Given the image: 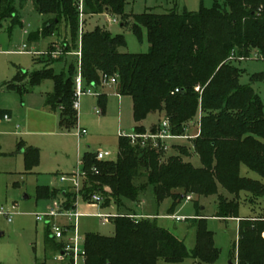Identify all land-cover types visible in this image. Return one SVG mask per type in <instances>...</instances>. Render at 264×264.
I'll use <instances>...</instances> for the list:
<instances>
[{
    "label": "trees",
    "instance_id": "obj_1",
    "mask_svg": "<svg viewBox=\"0 0 264 264\" xmlns=\"http://www.w3.org/2000/svg\"><path fill=\"white\" fill-rule=\"evenodd\" d=\"M78 1L17 0V8L31 2L40 17H50L36 38L51 36L64 22L73 45L66 52L72 53L80 47L77 64L83 86L97 88L103 75L118 76V94L132 100L135 122L132 133L147 132L141 123L150 113L163 112L170 133L176 137L184 136L189 126L196 123L199 134L191 143L200 161L197 168L180 156H169L161 162L173 145L164 152L148 143L144 147L133 145L121 136L116 161L100 162L96 155L85 154L82 169L86 176L82 184L87 188L81 192L100 194L104 197L103 207L112 200L117 209V217L113 218L115 237L95 234L85 237V264H157L159 260L176 264L189 258L213 263L217 259L212 235L205 227L206 219L198 211L190 220L198 228L197 244L194 250L188 251L182 241L156 225L157 215L138 214L126 207L125 202L136 203L147 190L151 191L156 206L169 203L170 216L188 196H215V218L239 219L233 260L236 259V264H264V217L239 218L237 215L242 192L249 194L253 203L264 196V185L240 175V167L245 166L264 180L263 104L252 87L240 85L241 69L234 64L251 58L264 60V0H222L210 9L201 8L197 12L147 11L139 15L126 13L127 0H83L84 15L117 17L122 27H129L138 40L144 34L148 50L137 54L121 52L126 48L124 36L113 35L103 28L85 33L82 30L79 40ZM13 2L0 0V19L13 17L12 24H17ZM129 19L133 21L131 24L127 23ZM53 53L47 52L46 60L36 59L44 64L42 70L30 75L19 70L15 83L5 88L22 94L16 83L25 77L31 86L51 80L53 92L46 96L44 105L53 111L60 110L59 126L69 130L77 123V113L72 107L75 64L66 63V59L67 71L55 73L50 65L60 58L52 60ZM258 78L261 77L256 75L253 80ZM98 98L105 104V96ZM8 113L0 110V118ZM151 129L154 132L156 127ZM24 154L30 169L31 159L36 161L37 152L27 148ZM139 179L144 182H136ZM219 189L232 198L219 194ZM37 196L51 200L62 196L65 210L72 208L76 201L75 193L66 190L39 188ZM130 216L144 217L134 220ZM61 248L48 231L46 253L53 255ZM50 261L45 259L37 264Z\"/></svg>",
    "mask_w": 264,
    "mask_h": 264
},
{
    "label": "rangeland",
    "instance_id": "obj_2",
    "mask_svg": "<svg viewBox=\"0 0 264 264\" xmlns=\"http://www.w3.org/2000/svg\"><path fill=\"white\" fill-rule=\"evenodd\" d=\"M216 2L222 3V0H127L125 11L134 15L147 11L156 14L171 11L197 12L201 8L210 9ZM13 4L17 9L16 19L19 20L17 24H12L13 17L0 19V81H6L8 78L6 73L11 70L15 71V75L18 69L30 75L44 68L43 63L36 61L37 56L20 52L30 49L38 52L46 51L40 55L43 60H46L47 52L54 51L52 60L60 58L50 65L55 73L67 71L64 61L67 59L66 63L75 64L77 76L80 73L77 64L80 57L76 54L79 53L80 47L77 46V50L74 49L72 53L66 52L67 48H72L73 45L70 44V35L64 22L62 21L53 30L51 36L43 38L41 35L42 38H36L39 44H35L32 41L33 35L42 32L45 22L50 17H40L34 11L31 2L19 9L17 0H14ZM113 19L118 23H109V20ZM132 22V19H129L127 23ZM121 24L119 18L106 14L84 15L81 28L84 33L103 28L113 35L121 34L126 41V48L121 49V52L146 53L148 44L145 35L143 34L142 39L138 40L129 27L122 28ZM23 46L26 48L23 49ZM2 51H11V54ZM234 64L241 69L240 85L252 87L259 94L264 112V60L251 58ZM256 75L261 78L253 80ZM15 78H10L9 82H13ZM17 86L22 94L0 93V108L11 110L13 116L9 123L0 122V208L14 212L11 222L0 216V264H37L52 257V254L48 255L45 250V237L48 231L51 233L52 228L45 220L37 222L36 216L47 215L54 203L62 202V196L52 200L39 198L38 189L72 192L67 189V182H61V178L67 179L77 169L82 170L85 154L96 155L98 152H107L110 154L107 161H116L118 137L131 135L135 122L132 117V100L129 96L119 98L109 91L83 86L84 91L89 89L93 95L85 94L80 97L76 125L69 130H62L59 126L60 110L53 111L44 105L46 95L53 91L54 85L51 80H43L38 85L31 86L28 77H25ZM99 94L108 95L105 104L100 102ZM96 110H101L103 113L96 116L94 114ZM163 118V112L150 113L142 125L149 130L154 126L157 127ZM80 129H84L86 134L79 138L76 132ZM197 130L194 123L189 126L187 135L195 136ZM17 140L23 146L21 149L16 145ZM191 142L192 140L172 141L174 148L166 157L161 158V162H165L169 156H180L184 162L191 163L196 168L200 167L199 158L194 153ZM23 148H31L37 152L36 161L31 159L30 169H27L28 159ZM240 175L264 185V180L245 166L240 167ZM141 181L144 182L143 179L136 182ZM80 186L81 190L87 188L84 183ZM105 191L108 192V189ZM105 191L102 193L105 194ZM86 193L79 192L80 199L76 206V211L80 214L76 222L77 234L81 240L80 247L89 234L108 238L116 235L113 218L106 223H102L98 218L99 215H117L114 201L110 200L109 205L103 207L101 204L89 202L91 195ZM219 194L228 199L232 198L222 189H219ZM191 198L189 202L183 201L174 212L184 218L180 222L169 218L168 202L159 207L154 204L150 190L142 194L136 203L125 202V205L128 209H135L138 214L157 215L156 225L182 241L188 251L194 250L197 244L198 228L190 220L198 211L206 219L205 227L212 235L217 259L213 263H207L189 258L176 264H236V259L233 260L235 257L233 246L238 241V221L214 217L217 210L215 196L203 198L191 195ZM250 198L245 192L240 194L238 217H264V196L258 197L254 203ZM54 223L60 228L66 221L58 217ZM157 264L167 263L159 260Z\"/></svg>",
    "mask_w": 264,
    "mask_h": 264
},
{
    "label": "built area",
    "instance_id": "obj_3",
    "mask_svg": "<svg viewBox=\"0 0 264 264\" xmlns=\"http://www.w3.org/2000/svg\"><path fill=\"white\" fill-rule=\"evenodd\" d=\"M78 11H79V40L81 37V24L84 17L83 14V0L78 1ZM109 23H117L115 19L109 20ZM77 56L80 57V51ZM118 76H106L103 75L100 78V86H117ZM74 96H73V110L77 112V110L80 107V97L83 95H93L91 90H83V81L81 74L79 73L74 78ZM178 90H175V93H177ZM173 94V93H172ZM95 113L97 115L101 114V110H96ZM5 120H9L8 116H4ZM86 134L85 130H78L76 132L77 137H82ZM199 134V131L195 136H189L187 133L182 137H176L173 136L170 133V125L168 120L163 119L159 125L156 127V130L153 131H147L145 134H135L132 133L131 135L127 136V138L130 140L131 144H140L142 147L147 145H151L153 148H161L164 152H168L171 148V144L169 142L175 141V140H193L195 139ZM124 137V136H121ZM110 157V154L107 152H98L96 154V160L100 162L107 161V159ZM94 173H97L96 169H92ZM86 173L82 170H76L75 173L69 175V177L61 178V182H67L68 187L70 191L74 192L76 195V201L74 203V206L68 210L63 209L62 204L60 203H54L53 206L50 208L49 213L47 215H37L36 221L42 222L46 221L47 225H51V233L50 236L52 240L58 242L61 244V250L55 252L51 257V264H85V253H84V242L83 246L80 247V237L77 234V219L80 217V214L76 211V206L78 204V200L80 199L79 192L81 191V186L83 180L85 179ZM191 201V197H186L185 202ZM89 202L96 203V204H103L104 198L100 194H91ZM14 215L13 210L5 211L4 209L0 208V216H4L8 222H11L12 216ZM63 218L65 219L66 223L62 225L60 228H58L54 220L56 218ZM117 215L114 216H106V215H99L98 218L102 223L108 222L111 218H115ZM144 216H130V218L134 220H138ZM170 219H173L177 222L183 221L184 218L181 216H169Z\"/></svg>",
    "mask_w": 264,
    "mask_h": 264
},
{
    "label": "crops",
    "instance_id": "obj_4",
    "mask_svg": "<svg viewBox=\"0 0 264 264\" xmlns=\"http://www.w3.org/2000/svg\"><path fill=\"white\" fill-rule=\"evenodd\" d=\"M117 23H118V21H117ZM121 27H122V25H120ZM123 28V27H122ZM32 41L33 42H35V44H39V40H37L36 39V37H35V35H33V37H32ZM26 47L25 46H23V49H25ZM3 53H5V54H11V51H2ZM21 53H26V54H33L34 56H37L39 59H40V55L41 54H44L46 51H44V52H38V51H34V50H32V49H30V51H23V50H21L20 51ZM55 53H53V55H54ZM74 56V55H73ZM76 56V55H75ZM18 71H19V69L18 70H16V75H15V71H13V70H11V72H9V73H6L7 74V76H8V78L6 79V81H4V82H1L0 81V86H2V88H1V91H0V93L1 92H6V93H15V92H13V91H9V90H7L6 88H5V86L6 85H8V84H12L13 82H9V80H11L10 78H15V76H17V74H18ZM19 83H16V85H18ZM97 88H100V90H103V91H109V92H111L112 94H114V95H116V97H119V98H121L122 96L121 95H119L118 94V92H117V86H99V87H97ZM93 89H96V88H93ZM53 92V91H52ZM51 92V93H52ZM50 93V94H51ZM48 95V94H47ZM46 95V96H47ZM105 96L106 98H107V96L108 95H106V94H99V96ZM98 96V97H99ZM45 99H46V97H45ZM44 103H45V101H44ZM0 110H4V111H8L9 113L7 114V115H5V116H8V118H9V120H5L4 119V116L2 117V118H0V122H11V120H12V111L11 110H6V109H2V108H0ZM103 113V111H101V114ZM94 114L96 115V116H100V115H97L95 112H94ZM160 119H161V117H160ZM161 122V120L159 121V123ZM141 125H142V123H141ZM159 125V124H158ZM155 127V126H154ZM146 129V128H145ZM81 130H84V129H81ZM146 131H152V129H149V130H147L146 129ZM197 132H198V130H197ZM170 144L172 143V141L171 142H169ZM21 143H19L18 142V140H17V143H16V145L19 147L20 146V149L23 147L22 145H20ZM172 145V144H171ZM87 148H89L88 146H87ZM27 148H23V150H26ZM58 203H60L59 201H58ZM139 206H140V204L138 205V208H139ZM204 210V209H203ZM143 215H145V214H143ZM147 215V214H146ZM148 216H151V215H148ZM173 216H179V215H176V214H174ZM173 220V219H172ZM237 221H239V219H236ZM177 222V221H176ZM51 237V236H50ZM52 239V238H51ZM54 241V240H53ZM54 242H56V241H54ZM57 243V242H56ZM51 262V261H50ZM231 264V263H230Z\"/></svg>",
    "mask_w": 264,
    "mask_h": 264
}]
</instances>
